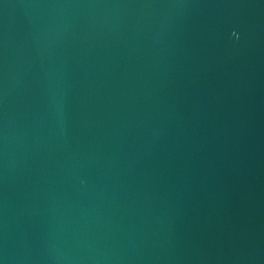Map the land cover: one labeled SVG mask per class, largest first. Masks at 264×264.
I'll return each mask as SVG.
<instances>
[{"label":"water","instance_id":"1","mask_svg":"<svg viewBox=\"0 0 264 264\" xmlns=\"http://www.w3.org/2000/svg\"><path fill=\"white\" fill-rule=\"evenodd\" d=\"M0 264H264V0H0Z\"/></svg>","mask_w":264,"mask_h":264}]
</instances>
